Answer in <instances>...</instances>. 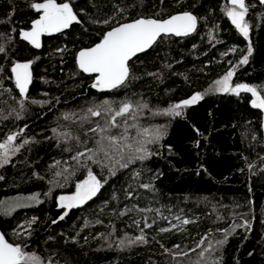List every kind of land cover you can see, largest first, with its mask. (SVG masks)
<instances>
[{
    "label": "trees",
    "instance_id": "obj_1",
    "mask_svg": "<svg viewBox=\"0 0 264 264\" xmlns=\"http://www.w3.org/2000/svg\"><path fill=\"white\" fill-rule=\"evenodd\" d=\"M34 2L40 0H0V46L5 48L0 53V142L21 129L15 144L29 141L0 167V233L13 244L27 245L25 250L45 264H195L201 251L196 243L205 235L203 247L215 248L201 264H264V110L251 106V93L215 91L217 79L232 67V84L249 83L264 95V4L245 0L250 30L244 38L226 15L229 0H57L70 3L81 23L42 36L36 49L18 35L38 18L30 7ZM177 11L198 18L195 32L163 37L134 57L124 86L105 92L91 88L92 76L77 66L80 49L121 21ZM106 19L111 22L102 23ZM249 46L252 54L240 64ZM22 61H33L23 110L10 72ZM196 93L203 99L181 109L180 116L159 114ZM103 100L116 102L113 107L125 100L148 105L127 123L134 125L129 134L137 139L145 128L163 131L158 143L148 145L154 153L150 158L127 168L108 160H102L107 167L91 161L81 167L70 158L94 147L95 134L87 130L98 118L81 117ZM124 119L118 118L121 127L114 134L124 130ZM89 170L101 180L100 191L59 220L65 211L59 196L74 192ZM33 196L37 199H29ZM18 198L25 202L14 204ZM177 216L193 223L182 225ZM145 218L151 227H145ZM244 221L250 227L233 230ZM225 230V243L216 245L225 240ZM141 234L146 243H127ZM182 252L189 254L177 255Z\"/></svg>",
    "mask_w": 264,
    "mask_h": 264
},
{
    "label": "snow or ice",
    "instance_id": "obj_2",
    "mask_svg": "<svg viewBox=\"0 0 264 264\" xmlns=\"http://www.w3.org/2000/svg\"><path fill=\"white\" fill-rule=\"evenodd\" d=\"M231 7L227 8L226 15L231 20V23L244 37H249V23L245 17L249 11L245 0H229ZM264 4V0H260ZM30 7L37 13L38 18L33 20L30 29H21L18 33L19 38L27 42L32 47L39 49L41 47V37L44 35H53L61 33L68 29L73 23H81L77 14L73 11L72 6L68 2L58 3L57 0H40L30 4ZM121 13L123 9H119ZM114 19V17L112 18ZM110 19L102 21V23H110ZM198 18L191 12H183L176 15H171L167 19H156L150 17H139L130 22L118 23L116 27L110 28L106 31L100 41L92 47L82 48L76 55L77 66L81 72L89 74L93 78L91 88L100 92L111 91L124 86L130 78V61L137 57L140 53H145L151 49L163 37L175 36L186 37L196 31ZM15 31V30H13ZM59 49L58 51H63ZM5 48L0 46V53H4ZM252 54V48L249 46L247 55L242 57L240 64H246L248 57ZM33 61L28 62H15L10 69L12 77L14 78L15 88L19 90V96L22 98L18 102L21 109L24 108V101L28 98L29 85L32 82L31 66ZM2 71V69H0ZM234 72L229 70L221 79L215 82L217 92L234 93L239 95L241 92L251 93L255 99L251 101L253 108L264 110V95L257 90L256 87L247 84H231ZM203 99L201 93L192 95L189 99H185L169 108L162 110L159 114L180 116L181 109L193 105ZM37 103V101H32ZM116 102L103 100L95 102L86 110V114L81 117V120L89 121L90 117L98 118L95 127H90L87 132L95 134L94 147H84V150L77 151L70 158L81 165L87 167V161L98 164L102 167H107L102 164V160L112 161L118 164L121 168H127L130 164L135 163L137 160L143 161L150 158L154 153L148 148L150 144H156L163 137V131L159 128L155 130L143 129L138 132L136 136H130L129 128L134 125H128L127 117L135 119L136 112L148 108L146 103L133 104L131 101L125 100L119 102L118 107H113ZM19 118V115H17ZM118 118L124 119V130L118 134L113 133V129L121 127ZM65 119H68L66 116ZM103 120L101 124L99 121ZM27 127V126H25ZM24 129L20 132L9 134L3 143H0V167L9 163L10 153L18 152L23 145L28 144V140H24L19 146L14 142L23 133ZM53 129V133H56ZM198 131V130H197ZM87 132L85 133L87 135ZM68 136L67 133L62 134ZM71 138V137H68ZM79 142V138H76ZM71 151V149H65ZM81 157H86L85 162H81ZM264 159V158H262ZM56 163H59L57 161ZM251 168V165H249ZM111 171V169H110ZM61 173H57L60 175ZM114 174V173H113ZM3 179V177H0ZM147 189L149 185H141ZM76 191L73 195L60 196L58 203L61 209H65L59 220H63L68 214L69 210L79 208L90 201L100 191L102 182L93 174L91 170L87 172V177L80 183L76 184ZM131 195V194H129ZM35 200L37 197H29ZM11 209H9L10 211ZM142 211H151V209H142ZM158 211V210H157ZM124 215L125 213H120ZM175 219L180 221L182 225L193 223L189 219H181L179 216ZM34 222V221H33ZM53 223H57L56 220ZM99 223V221H98ZM139 225V221H136ZM145 227H151L145 218ZM176 228L177 225H173ZM236 227H250L248 221H244L242 225H233V230ZM169 228L160 229L161 232L170 231ZM182 230V229H181ZM143 231V230H141ZM225 230V240L216 242V245H223L228 236ZM30 235V233H29ZM207 235L201 237L196 243V248H201L199 252V260L195 264H201L205 259V253L214 250L215 245L209 243L206 247L205 241ZM137 241L146 243L143 234L135 239L128 240L127 243L134 244ZM120 245H125V241L121 240ZM27 245L13 244L0 233V264H45L44 259L35 252L26 251ZM175 248H180V245H175ZM196 248L190 251H196ZM166 251H170L167 250ZM188 252L177 253V255L187 256ZM51 264V262H49ZM208 264H219L218 261L212 260Z\"/></svg>",
    "mask_w": 264,
    "mask_h": 264
},
{
    "label": "water",
    "instance_id": "obj_3",
    "mask_svg": "<svg viewBox=\"0 0 264 264\" xmlns=\"http://www.w3.org/2000/svg\"><path fill=\"white\" fill-rule=\"evenodd\" d=\"M183 12H190V11H177V12H173V13H171L170 15H167V16H165V17H163V18H158V17H154V16H143V17H150V18H156V19H167L169 16H171V15H176V14H179V13H183ZM141 17V16H140ZM137 18H139V17H137ZM137 18H133V19H129V20H125V21H121V22H119L120 24H122V23H125V22H130V21H132V20H134V19H137ZM118 25V23L117 24H115V25H113V26H111L110 28H112V27H116ZM110 28H108L106 31H108V30H110ZM100 40H98L97 42H95L94 44H92V45H89V46H86V47H84V48H88V47H92V46H94L96 43H98ZM81 50V49H80ZM76 191V190H75ZM73 193V192H72ZM72 193H69V194H72ZM68 194V195H69ZM65 196V194H61L60 196ZM59 196V197H60ZM10 242V241H9ZM12 243V242H11Z\"/></svg>",
    "mask_w": 264,
    "mask_h": 264
},
{
    "label": "rangeland",
    "instance_id": "obj_4",
    "mask_svg": "<svg viewBox=\"0 0 264 264\" xmlns=\"http://www.w3.org/2000/svg\"><path fill=\"white\" fill-rule=\"evenodd\" d=\"M230 7H231V6H230ZM25 30H27V29H25ZM22 62H28V61H22ZM229 70H232V71L234 72V70H233L232 67L229 68L228 71H229ZM228 71H227V72H228ZM227 72H226V73H227ZM226 73H225V74H226ZM225 74H224V75H225ZM224 75H222L221 77H219L217 80L221 79ZM231 84H232V82H231ZM238 84H247V85H249V86H253V85H251V84H249V83H246V82L238 83ZM232 85L235 86V85H237V84H232ZM253 87H255V86H253ZM189 98H190V97H189ZM189 98H187V99H189ZM253 99H255V97H253ZM253 99H252V100H253ZM184 100H185V99H184ZM182 101H183V100H182ZM180 102H181V101H180ZM3 142H4V141H3ZM3 142H0V143H3ZM14 144H15V142H14ZM15 145H16V144H15ZM16 146H17V145H16ZM11 155H12V154L10 153V156H11ZM10 156H9V157H10ZM74 193H75V191H74L72 194H69V195H73ZM69 195H66V196H69ZM24 202H25V199H24V198H18V199H16V200H13V203H14V204H19V203H24Z\"/></svg>",
    "mask_w": 264,
    "mask_h": 264
}]
</instances>
